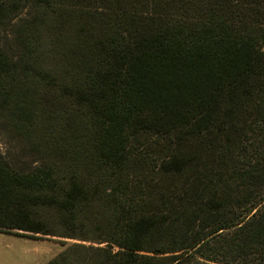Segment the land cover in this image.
Segmentation results:
<instances>
[{"label":"trees","instance_id":"16d2710c","mask_svg":"<svg viewBox=\"0 0 264 264\" xmlns=\"http://www.w3.org/2000/svg\"><path fill=\"white\" fill-rule=\"evenodd\" d=\"M0 127L46 264H264V0H0Z\"/></svg>","mask_w":264,"mask_h":264},{"label":"rangeland","instance_id":"374dc122","mask_svg":"<svg viewBox=\"0 0 264 264\" xmlns=\"http://www.w3.org/2000/svg\"><path fill=\"white\" fill-rule=\"evenodd\" d=\"M56 56V55H55ZM46 59L45 67L53 70L57 64L56 58ZM53 93L45 96L48 104H53ZM45 100L43 103H45ZM4 128L0 127V132ZM9 138L0 133V149L5 151L13 145ZM36 236H38L36 238ZM58 237L38 235L21 230H0V264H46L61 250Z\"/></svg>","mask_w":264,"mask_h":264}]
</instances>
